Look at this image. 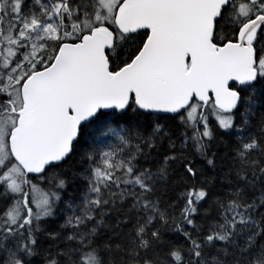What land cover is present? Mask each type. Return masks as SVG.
I'll use <instances>...</instances> for the list:
<instances>
[{
	"label": "snow or ice",
	"instance_id": "obj_1",
	"mask_svg": "<svg viewBox=\"0 0 264 264\" xmlns=\"http://www.w3.org/2000/svg\"><path fill=\"white\" fill-rule=\"evenodd\" d=\"M0 264H264V0H0Z\"/></svg>",
	"mask_w": 264,
	"mask_h": 264
}]
</instances>
